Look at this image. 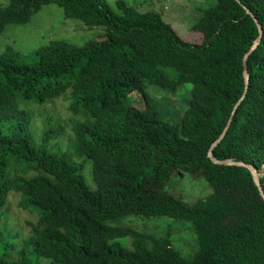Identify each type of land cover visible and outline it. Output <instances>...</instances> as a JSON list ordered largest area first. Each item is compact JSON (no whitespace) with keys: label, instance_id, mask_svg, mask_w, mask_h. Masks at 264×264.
Segmentation results:
<instances>
[{"label":"trees","instance_id":"trees-1","mask_svg":"<svg viewBox=\"0 0 264 264\" xmlns=\"http://www.w3.org/2000/svg\"><path fill=\"white\" fill-rule=\"evenodd\" d=\"M239 1L217 0L203 14L193 26L200 43L182 39L158 12L125 0L116 2L117 11L106 0H6L0 6V35L48 5L61 8L63 19L105 30L104 39L83 45L51 40L34 50V61L10 46L0 53V209L14 192L19 211L38 214L15 231L0 214V248L11 246L3 241L5 227L19 242L12 245L15 259L0 253V264H28L31 252L50 264H264V200L252 174L209 156L244 94V57L259 36L246 7L263 34L247 58L246 96L212 156L263 173L264 0ZM186 83L191 100L181 121H164L147 86L175 93ZM134 92L143 105L128 99ZM61 97L68 102L62 110L71 117L73 152L49 143L53 131L35 135L29 111L20 109V99L48 104ZM63 129H56L59 137ZM76 156L90 161L95 190ZM22 163L34 174L17 170ZM185 174L203 178L211 193L193 203L172 194L171 179ZM260 182L264 191V175ZM131 215L189 222L198 250L184 257L169 233L155 236L120 223Z\"/></svg>","mask_w":264,"mask_h":264},{"label":"rangeland","instance_id":"rangeland-1","mask_svg":"<svg viewBox=\"0 0 264 264\" xmlns=\"http://www.w3.org/2000/svg\"><path fill=\"white\" fill-rule=\"evenodd\" d=\"M108 5L117 11L116 2L118 0H106ZM130 5L136 7L139 11H155L169 23L175 32L185 41L192 43L202 42V34L193 29L195 23L203 16V14L216 5L217 0H125ZM6 0H0V6ZM61 8L56 5L44 6L29 22L25 25H10L4 33L0 35V53L7 47H12L27 59L34 61L36 56L34 50L40 45L51 40L65 37L70 42L81 45L91 40H102V34L105 32L103 28H90L83 23L75 20L63 19ZM83 45V44H82ZM170 77L175 78L176 72L172 69L168 70ZM191 84L181 85L175 93H171L156 85L147 86V94L151 104L161 114L162 119L166 122L178 123L181 121L186 109L190 105L191 100ZM140 98V102L137 99ZM66 97L54 99L48 104H32L20 99V109L30 110L32 122L31 128L34 134L42 135L44 129L53 131V137L49 143H57L64 145L68 151L73 152L71 126H67L71 117L63 111V104H68ZM134 101L136 105H143V100L138 93H132L128 97ZM61 111V112H60ZM49 118V119H48ZM59 125H63V137H59L57 132ZM61 142H60V141ZM49 143L46 147L51 148ZM60 151V147L54 148ZM75 159L83 166L82 175L86 184L91 190L96 189L93 180L92 167L90 161L85 157L76 156ZM25 176L34 174L33 170L26 164L22 163L16 168ZM15 166H12L9 172H14ZM262 176L263 173H259ZM261 176V177H262ZM169 191L177 197L182 198L188 203H193L211 193V187L202 179H196L189 174L173 177L169 183ZM20 196L18 193L11 192L6 204L1 207V221H6L14 228L19 230L20 225L26 219L36 220L38 214H31L28 210L19 211L18 203ZM122 225L133 227L139 231L161 236L165 234L171 235L172 244L184 256L192 257L198 250L197 237L192 229V225L183 220H175L169 217L158 218H142L140 216L131 215L120 221ZM25 231H20L23 236ZM3 241L11 244L9 249L0 248V253H10L11 260L18 255L13 250V244H17L14 233L9 228L3 229ZM124 242V240H120ZM128 247L131 248V242L128 240ZM14 256V257H13ZM28 264H50V261L44 257L31 252L28 255Z\"/></svg>","mask_w":264,"mask_h":264},{"label":"water","instance_id":"water-1","mask_svg":"<svg viewBox=\"0 0 264 264\" xmlns=\"http://www.w3.org/2000/svg\"><path fill=\"white\" fill-rule=\"evenodd\" d=\"M238 2L241 3L239 0H238ZM244 8L246 9L247 13L250 14L253 17L254 21L256 22L258 30H259V36L255 40L253 46L250 48V50L247 52V54L244 57V77H245V82H246V88H245L244 94H243L242 98L239 100V102L236 104V106H235V108H234V110L232 112V116H231V118H230V120H229V122H228V124H227V126H226V128L224 130V132L221 134V136L217 139V141L213 144L212 148L210 149L209 156L213 160V162H215L217 164H220V165H235V166H244V167L248 168L250 173L253 176V180H254L256 186L259 189L260 195H261V197L264 200V191H263V188H262V185H261V182H260V178H261L262 175L259 174V172L252 165L246 164L244 162H236V161H233V160L220 161V160L215 159L212 156L213 148H215V146H217L221 142V140L224 138V136H225V134H226V132H227L229 126H230V123L232 121V117H233V115L236 112L237 107L241 104V102L243 101V99L246 96V92H247V89H248V86H249V82H250V75H249L248 69H247V58L258 47V45L261 42V37H262V34H263L262 26L259 24V22L256 19V17L252 14V12L248 8H246V7H244Z\"/></svg>","mask_w":264,"mask_h":264},{"label":"clouds","instance_id":"clouds-1","mask_svg":"<svg viewBox=\"0 0 264 264\" xmlns=\"http://www.w3.org/2000/svg\"><path fill=\"white\" fill-rule=\"evenodd\" d=\"M40 105H42V104H40ZM27 111H30V110L27 109ZM29 113H30V112H29ZM30 117H31V114H30Z\"/></svg>","mask_w":264,"mask_h":264}]
</instances>
